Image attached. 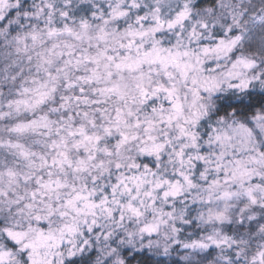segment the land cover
I'll use <instances>...</instances> for the list:
<instances>
[{
    "label": "snow or ice",
    "instance_id": "snow-or-ice-1",
    "mask_svg": "<svg viewBox=\"0 0 264 264\" xmlns=\"http://www.w3.org/2000/svg\"><path fill=\"white\" fill-rule=\"evenodd\" d=\"M0 264H264V0H0Z\"/></svg>",
    "mask_w": 264,
    "mask_h": 264
}]
</instances>
